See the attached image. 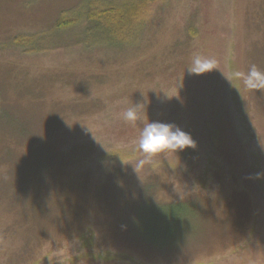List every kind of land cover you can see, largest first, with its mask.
Listing matches in <instances>:
<instances>
[{
    "label": "rangeland",
    "instance_id": "rangeland-1",
    "mask_svg": "<svg viewBox=\"0 0 264 264\" xmlns=\"http://www.w3.org/2000/svg\"><path fill=\"white\" fill-rule=\"evenodd\" d=\"M105 7L131 12L113 45L87 31ZM253 65L264 0H0V264H264V87L235 75ZM151 121L195 146L140 164Z\"/></svg>",
    "mask_w": 264,
    "mask_h": 264
},
{
    "label": "clouds",
    "instance_id": "clouds-1",
    "mask_svg": "<svg viewBox=\"0 0 264 264\" xmlns=\"http://www.w3.org/2000/svg\"><path fill=\"white\" fill-rule=\"evenodd\" d=\"M214 63V60L196 57L188 72L195 75L209 72ZM235 75L242 78L247 87H264V72L259 71L255 65L250 67L247 74L237 72ZM140 106L129 107L124 113V119L131 122L137 121L140 118L138 112ZM194 146L190 136L177 125L161 121L147 122L144 124L138 142L139 150L145 157L140 160V164H144L153 156L166 150H183Z\"/></svg>",
    "mask_w": 264,
    "mask_h": 264
},
{
    "label": "trees",
    "instance_id": "trees-1",
    "mask_svg": "<svg viewBox=\"0 0 264 264\" xmlns=\"http://www.w3.org/2000/svg\"><path fill=\"white\" fill-rule=\"evenodd\" d=\"M131 15V12H127L122 8H114V7H105L104 9H100L97 11H92L87 15L88 23H90L87 31H89V35H100L102 34L104 36V39L99 40L98 42H105L108 45H113V42L115 39H119L123 36L126 23L128 22L127 19ZM78 23L77 19L75 18H66L64 16L61 17V19L57 22L55 28L56 30H63L67 28H71L75 26ZM119 29V31H117ZM100 38V37H99ZM98 38V39H99ZM25 38L16 39L15 43L18 44H26ZM31 43V42H30ZM170 207H175L180 212L181 204L179 203H173L170 205ZM163 209V208H160ZM158 213V212H156ZM161 213H164V211L161 210ZM171 214L170 218L173 220L175 215H173V209L170 211ZM157 216L153 215L152 219H155ZM172 221L167 220L165 223L164 220L158 219L155 220L152 224V229L148 233V229L146 230V233L149 234L152 237H159L160 243H164L162 239H165L166 232L170 229V233H172L173 228L171 227ZM144 243V242H143ZM146 244V243H144ZM146 246V245H145ZM148 247V246H147Z\"/></svg>",
    "mask_w": 264,
    "mask_h": 264
}]
</instances>
